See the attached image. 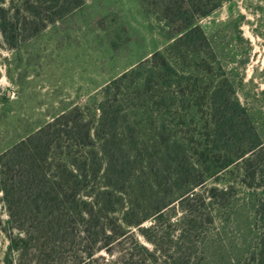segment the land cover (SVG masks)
<instances>
[{
  "label": "trees",
  "instance_id": "obj_1",
  "mask_svg": "<svg viewBox=\"0 0 264 264\" xmlns=\"http://www.w3.org/2000/svg\"><path fill=\"white\" fill-rule=\"evenodd\" d=\"M85 1L10 0L0 6V29L13 30L21 6L45 27ZM191 3L205 16L222 0ZM245 70L229 71L195 25L0 154L18 264L31 251L35 264H92L134 228L155 245L137 239L142 251L173 264L185 255L198 220L194 202L205 193L213 218L227 207L251 209L244 264H264V108L241 98ZM176 201L181 214L173 218ZM177 226L174 240L169 228Z\"/></svg>",
  "mask_w": 264,
  "mask_h": 264
},
{
  "label": "rangeland",
  "instance_id": "obj_2",
  "mask_svg": "<svg viewBox=\"0 0 264 264\" xmlns=\"http://www.w3.org/2000/svg\"><path fill=\"white\" fill-rule=\"evenodd\" d=\"M8 1L0 0V6L7 7ZM25 12L21 6L7 35L0 29V154L63 111L86 103L103 85L195 25L206 32L229 71L242 73L246 68L239 86L243 102L264 108V0H222L205 16L194 11L191 0H86L45 27L26 18ZM235 79L239 81V75ZM175 204L177 212L171 213L178 218L181 209L178 201ZM194 204L198 220L182 247L185 255L173 264H244L251 256L254 231L246 228L253 222L251 209L227 207L225 214L213 218L208 193ZM9 218L0 192V264H18L10 248L16 231ZM169 229L174 240L181 234L179 226ZM132 231L97 252L92 264L118 259V264H157L137 239L152 251L155 245L137 228ZM33 258L31 251L22 262L35 264Z\"/></svg>",
  "mask_w": 264,
  "mask_h": 264
}]
</instances>
